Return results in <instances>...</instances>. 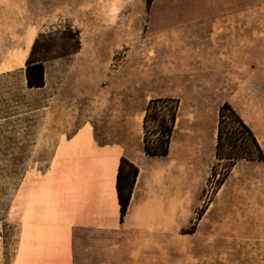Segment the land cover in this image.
<instances>
[{
  "label": "rangeland",
  "instance_id": "1",
  "mask_svg": "<svg viewBox=\"0 0 264 264\" xmlns=\"http://www.w3.org/2000/svg\"><path fill=\"white\" fill-rule=\"evenodd\" d=\"M148 1L0 0V264H12L14 257L19 223L11 207L25 175L48 169L65 127L110 117L105 108L113 100L155 96L170 78L208 79L218 89L230 83L233 89L220 90L218 98H230L264 149V0ZM224 14L230 19L220 21ZM224 24L235 40L230 75L227 67L207 68L218 58L227 62L226 50L214 51ZM76 32L80 49L72 54ZM40 34L45 37L37 58L45 59L46 85L29 89L26 62ZM215 164V158L210 165L173 163L162 196L166 209L170 205L176 241L166 246V255L163 244H148L150 237H163L159 228L77 229L75 264H185L180 240L208 207L214 220L234 227L220 229L230 235L221 237L217 254H203L199 264H244L250 244L242 235L244 217L264 225V162L243 161L221 187L210 179ZM247 206L257 212H244ZM156 216L163 223L168 213ZM250 249L261 257L264 240L253 239ZM258 259L255 264H264Z\"/></svg>",
  "mask_w": 264,
  "mask_h": 264
},
{
  "label": "crops",
  "instance_id": "2",
  "mask_svg": "<svg viewBox=\"0 0 264 264\" xmlns=\"http://www.w3.org/2000/svg\"><path fill=\"white\" fill-rule=\"evenodd\" d=\"M229 17L224 14L219 20H229ZM222 27L220 31L223 34L217 35L214 51L226 50L227 62H221L218 58L215 62L209 61L207 68L227 67V74L230 75V60L234 62L235 58V40L230 38V27L226 24ZM225 38L228 40L225 41ZM21 55L25 61L28 52ZM218 85V82L203 78L193 81H186L185 78L174 81L170 78L166 80L164 91L155 96L143 98L138 93L136 102L111 101L105 108L111 110L110 114L105 113L110 117L101 119L99 124L95 120H87L82 125L65 127L66 135L60 138L48 169L42 173L26 174L13 201L11 213L18 219L19 235L12 264H75L74 234L77 229L115 232L121 229L159 228L164 230L163 237H150L148 244H163L166 255V246L176 241L172 236L175 227L170 205L166 209L162 196L173 163L210 165L215 158L220 107L228 102L241 116L228 96L218 98L220 90L230 92L233 86L223 83L222 88L218 89ZM157 98L180 101L169 155L164 158L147 157L143 150L146 108L150 100ZM122 158L139 169L123 221L117 190ZM242 162L235 166L231 174ZM245 209L246 213L257 212L252 206ZM160 212L168 213L163 223L157 222L156 214ZM212 213L211 207H208L193 231L180 240V250L185 252V264H195L189 257L195 258L196 264H199L203 262V254H217L221 237L230 235L221 234L220 229L234 227V223L231 226L229 222L221 224L213 219ZM244 218L242 235L250 242L245 246L244 264H255L257 258L264 261V255L253 256L250 249L253 239L264 240V225L256 226L257 221L252 215ZM237 225L235 223V228ZM183 246H187L186 250ZM169 252L171 254L172 249ZM215 261L218 263V260Z\"/></svg>",
  "mask_w": 264,
  "mask_h": 264
},
{
  "label": "trees",
  "instance_id": "3",
  "mask_svg": "<svg viewBox=\"0 0 264 264\" xmlns=\"http://www.w3.org/2000/svg\"><path fill=\"white\" fill-rule=\"evenodd\" d=\"M154 0H149L151 5ZM40 34L35 40L29 58L26 62V83L29 89L45 87V59L37 58L40 53ZM74 50L80 49L79 33L74 36ZM180 109V101L173 98H157L149 101L143 121V150L147 157L164 158L169 155L173 133ZM216 164L212 170L211 182L221 187L230 176L235 166L241 161L264 162V151L254 132L228 103H224L219 110L218 134L215 149ZM128 166L130 171L126 172ZM139 169L126 159H121L117 177L118 199L121 206V221L124 220Z\"/></svg>",
  "mask_w": 264,
  "mask_h": 264
}]
</instances>
